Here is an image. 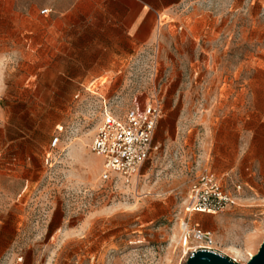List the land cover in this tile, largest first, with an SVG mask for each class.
Listing matches in <instances>:
<instances>
[{
    "label": "rangeland",
    "instance_id": "obj_1",
    "mask_svg": "<svg viewBox=\"0 0 264 264\" xmlns=\"http://www.w3.org/2000/svg\"><path fill=\"white\" fill-rule=\"evenodd\" d=\"M11 7L0 0V264H186L205 246L191 225L181 228L184 200L198 174L213 171L216 150L226 154L214 130L242 121L264 155V0H188L163 41L101 79L98 92L115 98L116 112L161 102L158 149L129 184L103 180L90 150L100 107L80 86L89 79L48 77L43 48L28 45L25 23L11 24ZM214 166L226 188L243 193L191 223L211 232L210 249L245 264L264 239V156L247 179L242 166L237 175Z\"/></svg>",
    "mask_w": 264,
    "mask_h": 264
},
{
    "label": "crops",
    "instance_id": "obj_2",
    "mask_svg": "<svg viewBox=\"0 0 264 264\" xmlns=\"http://www.w3.org/2000/svg\"><path fill=\"white\" fill-rule=\"evenodd\" d=\"M187 1L24 0V5H21L22 0H11L12 7L9 13L16 19L11 24L16 26H19V23L26 24L28 45L32 48H43L47 58L41 61L49 66L47 72H53L47 74L48 77L89 79L85 85L80 86L84 91L97 97L99 115L108 110L116 116H124L135 102L124 111L116 112L112 105L115 98L98 92L106 84V80L101 79L119 73L139 52L154 46L159 40L163 41L170 29L175 27V23L180 24L184 21L178 15V11ZM14 2H18L16 9L13 6ZM43 9L48 10V13L41 15L40 11ZM192 40L191 35H187L176 39L175 46ZM211 58L213 55L205 58L203 64L210 62ZM68 62L74 66L68 67L66 65ZM52 63L53 65H50ZM194 72H197V69ZM91 83L94 88H91ZM212 123L218 126V121ZM224 126H226L224 134L220 133L221 130L215 129L213 139L215 142L226 143V154L220 155L216 150V155L211 157V164L213 163L214 167L211 172L221 183L218 176L219 168L214 166L220 161L226 166L225 171L231 174L235 173L238 166H242L239 176L247 179L249 174L245 171H249L251 162L255 159L262 160L264 155L255 147L250 131L242 132V121H231ZM236 138L240 145L235 148ZM207 161L208 159H205L203 163L206 165ZM221 185L227 191L236 192L235 184L230 189L222 183ZM246 186L247 191H253L250 181L246 180ZM242 193L243 188L238 194ZM196 214L215 213H190L188 225L191 227L192 223L199 222V219L194 218Z\"/></svg>",
    "mask_w": 264,
    "mask_h": 264
},
{
    "label": "built area",
    "instance_id": "obj_3",
    "mask_svg": "<svg viewBox=\"0 0 264 264\" xmlns=\"http://www.w3.org/2000/svg\"><path fill=\"white\" fill-rule=\"evenodd\" d=\"M47 13L46 9L40 11L41 15ZM91 88H94L92 83ZM161 112L160 99L153 96L135 102L124 116H116L108 110L100 114L90 150L101 159L103 180L114 179L129 184L139 175L143 164L158 149L153 137ZM234 189V193L227 191L213 172L201 171L184 200L187 218L181 222L185 226L183 230H189L190 213H218L235 204L242 187L235 184ZM189 231L210 249L213 238L209 230L193 225Z\"/></svg>",
    "mask_w": 264,
    "mask_h": 264
},
{
    "label": "water",
    "instance_id": "obj_4",
    "mask_svg": "<svg viewBox=\"0 0 264 264\" xmlns=\"http://www.w3.org/2000/svg\"><path fill=\"white\" fill-rule=\"evenodd\" d=\"M186 264H238L229 257L208 248H199L191 252ZM245 264H264V239L257 252Z\"/></svg>",
    "mask_w": 264,
    "mask_h": 264
},
{
    "label": "bare ground",
    "instance_id": "obj_5",
    "mask_svg": "<svg viewBox=\"0 0 264 264\" xmlns=\"http://www.w3.org/2000/svg\"><path fill=\"white\" fill-rule=\"evenodd\" d=\"M181 228H182V229H184V228H185L184 224H182V225H181Z\"/></svg>",
    "mask_w": 264,
    "mask_h": 264
}]
</instances>
